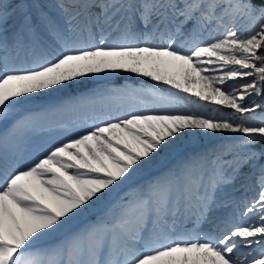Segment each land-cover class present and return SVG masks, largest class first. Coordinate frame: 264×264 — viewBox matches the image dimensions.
<instances>
[{
	"label": "snow or ice",
	"instance_id": "1",
	"mask_svg": "<svg viewBox=\"0 0 264 264\" xmlns=\"http://www.w3.org/2000/svg\"><path fill=\"white\" fill-rule=\"evenodd\" d=\"M0 264H264V0H0Z\"/></svg>",
	"mask_w": 264,
	"mask_h": 264
},
{
	"label": "bare ground",
	"instance_id": "2",
	"mask_svg": "<svg viewBox=\"0 0 264 264\" xmlns=\"http://www.w3.org/2000/svg\"><path fill=\"white\" fill-rule=\"evenodd\" d=\"M160 41H154V43H159ZM115 74V73H114ZM98 77H104L105 76H98ZM97 79V78H96ZM94 84V83H92ZM124 85H130L134 88H143V89H153V90H159V94L165 97H171L174 93L173 89H167L162 85V83L159 82H139V80H135L132 82H126V83H118L117 85H106V87L101 86V89H98L96 91H92L89 88L87 90H81V91H74V94H83L87 95L92 92H98L103 91L104 89L109 88H119L123 87ZM91 90V91H90ZM145 100H151L152 97L146 96L143 97ZM174 98V97H173ZM62 99H66V97H63ZM45 100L42 99L38 100L31 109L27 108V111L31 112H41L44 110V108L47 106L49 102L44 103ZM180 106V105H179ZM178 106V107H179ZM102 110L101 105H95V106H89L85 108L78 109L76 111H69V112H59L55 113L51 116H48L44 118L41 121V124L48 128L46 131H40L39 129H36L34 131L28 132L26 134V143L30 140L35 143L36 148H39L38 142L42 143L43 148L47 147L50 144L59 143L60 141H63L66 136L69 134L65 132L63 129L59 128L57 125L59 124H70L73 121L83 122L85 120L91 121L92 116L94 113L99 112ZM50 126V127H49ZM86 126V125H85ZM28 148V144L25 145ZM43 148H39L40 150H43Z\"/></svg>",
	"mask_w": 264,
	"mask_h": 264
},
{
	"label": "rangeland",
	"instance_id": "3",
	"mask_svg": "<svg viewBox=\"0 0 264 264\" xmlns=\"http://www.w3.org/2000/svg\"><path fill=\"white\" fill-rule=\"evenodd\" d=\"M97 78V79H96ZM135 80H139V82H156L153 81L150 77H142V76H138L136 74H132V73H125V72H117L115 74H111L107 77H91L89 78V80H87L84 84H82L79 89H74L73 91H81V90H87L89 88H93L91 89L92 91H96L98 89H101V86L106 87V85H114V84H118V83H126V82H132ZM94 83V84H92ZM163 85V84H162ZM164 87H166L167 89H170L169 86L167 85H163ZM90 90V91H91ZM172 90V89H171ZM173 91L175 92V90L173 89ZM42 101V99H41ZM48 101H44V103H46ZM188 107L191 108L193 107V105L189 104L188 101H183V104L180 105L179 107ZM31 107H33V105H29L27 108L31 109ZM28 110V109H26ZM26 144H28V149L32 150L36 148L35 143H33L32 140H30L29 142H27ZM39 148H43L44 146H42L41 142H38ZM191 147V146H189ZM34 154V153H33ZM168 161H164L161 160L158 167H163L165 164H167ZM157 169L153 168L150 171L151 172H155ZM254 193H250V195H253Z\"/></svg>",
	"mask_w": 264,
	"mask_h": 264
}]
</instances>
